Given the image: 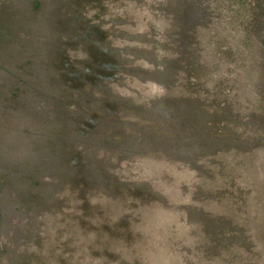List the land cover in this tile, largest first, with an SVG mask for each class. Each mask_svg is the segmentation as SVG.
Masks as SVG:
<instances>
[{
    "label": "rangeland",
    "instance_id": "obj_1",
    "mask_svg": "<svg viewBox=\"0 0 264 264\" xmlns=\"http://www.w3.org/2000/svg\"><path fill=\"white\" fill-rule=\"evenodd\" d=\"M0 264H264V0H0Z\"/></svg>",
    "mask_w": 264,
    "mask_h": 264
},
{
    "label": "water",
    "instance_id": "obj_2",
    "mask_svg": "<svg viewBox=\"0 0 264 264\" xmlns=\"http://www.w3.org/2000/svg\"><path fill=\"white\" fill-rule=\"evenodd\" d=\"M261 7V6H260Z\"/></svg>",
    "mask_w": 264,
    "mask_h": 264
}]
</instances>
